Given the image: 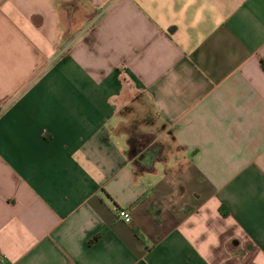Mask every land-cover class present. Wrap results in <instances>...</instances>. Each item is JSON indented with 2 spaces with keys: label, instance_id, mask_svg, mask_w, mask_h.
I'll list each match as a JSON object with an SVG mask.
<instances>
[{
  "label": "crops",
  "instance_id": "obj_1",
  "mask_svg": "<svg viewBox=\"0 0 264 264\" xmlns=\"http://www.w3.org/2000/svg\"><path fill=\"white\" fill-rule=\"evenodd\" d=\"M0 264H264V0H0Z\"/></svg>",
  "mask_w": 264,
  "mask_h": 264
},
{
  "label": "built area",
  "instance_id": "obj_2",
  "mask_svg": "<svg viewBox=\"0 0 264 264\" xmlns=\"http://www.w3.org/2000/svg\"><path fill=\"white\" fill-rule=\"evenodd\" d=\"M119 219L124 221L127 224H131L132 223V216L130 214V212L128 210H120L119 212Z\"/></svg>",
  "mask_w": 264,
  "mask_h": 264
},
{
  "label": "trees",
  "instance_id": "obj_3",
  "mask_svg": "<svg viewBox=\"0 0 264 264\" xmlns=\"http://www.w3.org/2000/svg\"><path fill=\"white\" fill-rule=\"evenodd\" d=\"M66 40H67V39H66ZM223 215H224V216H227L228 213H223ZM97 240H98V238H96L93 242H96ZM93 242H92V243H93Z\"/></svg>",
  "mask_w": 264,
  "mask_h": 264
}]
</instances>
